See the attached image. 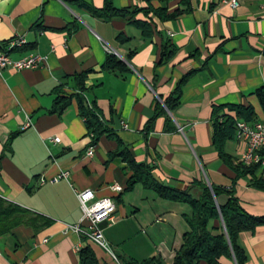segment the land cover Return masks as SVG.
<instances>
[{"label":"crops","instance_id":"0c3cea01","mask_svg":"<svg viewBox=\"0 0 264 264\" xmlns=\"http://www.w3.org/2000/svg\"><path fill=\"white\" fill-rule=\"evenodd\" d=\"M110 1L129 14L146 7L166 8L168 15L185 10L182 0ZM223 1L189 0L187 12L166 21L139 13L135 19L151 23V37L144 39L129 17L104 22L88 10H101L105 0H0V50L21 38L24 45L8 53L11 60L44 59L37 69L0 73V201L14 209L5 220L14 226L0 235V264H80L84 248L97 264L149 258L171 264L187 231L186 205L162 200L140 184L121 193L110 190L114 184L125 189L131 171L120 158H109L114 141L103 136L91 143L77 93L98 110L135 162L152 167L159 185L182 191L198 181L224 189L234 182L242 209L264 216V193L249 187V178L236 179L212 144L213 115L220 107L218 116L230 117L235 114L226 107L252 109L253 121L236 122L264 120L254 94L264 87L263 1L236 0V9ZM164 51L169 56L162 57ZM110 54L122 69H102ZM82 72L87 75L80 93L73 76ZM186 75L169 111L165 102ZM67 97L69 104L54 111L55 101ZM90 145L93 156L87 157ZM223 150L235 165L244 145L233 137ZM62 173L68 177L59 178ZM258 176L264 180V172ZM85 190L95 200L115 203L112 221L98 225L111 254L82 235L63 233L80 222L76 195ZM238 244L245 264H264V227L240 233ZM220 264L236 263L222 258Z\"/></svg>","mask_w":264,"mask_h":264},{"label":"trees","instance_id":"16d2710c","mask_svg":"<svg viewBox=\"0 0 264 264\" xmlns=\"http://www.w3.org/2000/svg\"><path fill=\"white\" fill-rule=\"evenodd\" d=\"M149 2V0H146ZM185 10H177L171 15L167 14L166 8L134 9L130 14L125 10H116L112 7L110 0H105L101 10L95 11L88 8L92 14L104 22L112 19H126L129 17L135 28L140 31L142 38L151 37V23L135 19L141 13L144 17L152 15L160 21H166L189 10V0H182ZM69 30V27L66 28ZM69 32V31H68ZM118 41L123 42L127 39ZM169 48V46H166ZM167 49V48H166ZM165 50V49H164ZM164 51L162 57H167ZM129 59V57H127ZM122 63L112 54L108 55L102 69L113 70L122 69ZM87 73L82 72L73 76L75 86L80 93L84 91V82ZM189 75L184 76L178 83L174 97L166 100L165 105L169 111L178 103L180 89ZM260 106L264 111V87L254 92ZM77 100L79 115L84 119L87 134H91V143L95 145L101 137H106L116 144V150L109 154V158H120L131 171V175L123 191L131 190L136 184L151 190L165 201L184 204L188 207V213L182 215L187 226V231L182 235L181 244L177 249L171 264H220V260L233 259L236 264H245L246 257L244 250L238 244L240 233H254L256 229L264 227V216L254 217L242 209L239 200L235 197L234 182L230 189H224L210 185L204 181L193 182L185 190L177 191L159 185L152 177V167L134 161L129 149L123 142L109 129L108 123L102 118L98 110L88 104L80 94L74 95ZM71 97V96H70ZM70 97L58 98L54 104V111L60 112L70 102ZM234 112L235 117L228 115L218 116V110L213 115L212 144L218 153L219 159L224 162L235 173L236 179L249 178L248 186L254 190L264 193V180L258 176L257 167H246L241 163L233 164L230 156L224 150V143L234 137V125L237 120L251 122L254 120L252 109L244 107H226ZM197 189L198 196H192L191 191ZM224 202H221L222 199ZM14 212L13 208L4 207L0 201V235L11 231L13 224H7V216ZM80 264H97L92 251L84 248L79 251ZM121 264H163L160 259L149 258L141 262L133 260H121Z\"/></svg>","mask_w":264,"mask_h":264},{"label":"built area","instance_id":"2783aa9c","mask_svg":"<svg viewBox=\"0 0 264 264\" xmlns=\"http://www.w3.org/2000/svg\"><path fill=\"white\" fill-rule=\"evenodd\" d=\"M262 1L261 9L264 11V0ZM223 2L229 5L231 9L238 7L236 0H224ZM9 44H17V48H20L24 45V40L15 38ZM106 50L109 53L111 52L109 49ZM43 62L44 59L38 56H27L19 60H11L9 55L5 54V51L0 50V73L7 68L14 71L37 69L43 65ZM28 126L26 124L24 128ZM123 127L125 128V126ZM88 137L91 141L92 135L89 134ZM234 139L244 145V150L239 157V163L246 167H257L259 172H264V120L251 126L244 122H236L234 125ZM53 142L58 143L59 139L54 138ZM93 149L94 146L90 145L86 151L87 157L93 156ZM67 177V173H62L59 176V178L63 179ZM110 190L113 193H121L123 189L119 185L114 184L110 186ZM76 196L82 213L81 220L77 225H66L63 233L71 232L82 235L87 241L111 254L98 225L103 221H112L115 203L109 198L95 200L94 193L91 190L79 192ZM83 223H85V226H83ZM112 257L115 258L113 255Z\"/></svg>","mask_w":264,"mask_h":264},{"label":"bare ground","instance_id":"6f19581e","mask_svg":"<svg viewBox=\"0 0 264 264\" xmlns=\"http://www.w3.org/2000/svg\"><path fill=\"white\" fill-rule=\"evenodd\" d=\"M14 49L15 50L17 49V44H9L7 47V50L5 51V54H8L9 52L11 53Z\"/></svg>","mask_w":264,"mask_h":264},{"label":"water","instance_id":"95a60500","mask_svg":"<svg viewBox=\"0 0 264 264\" xmlns=\"http://www.w3.org/2000/svg\"><path fill=\"white\" fill-rule=\"evenodd\" d=\"M209 188H210V186H209Z\"/></svg>","mask_w":264,"mask_h":264}]
</instances>
